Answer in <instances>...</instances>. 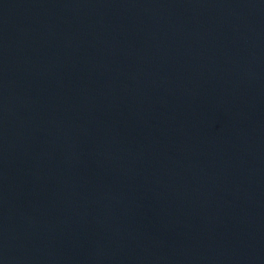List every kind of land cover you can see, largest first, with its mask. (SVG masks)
I'll use <instances>...</instances> for the list:
<instances>
[{"label": "water", "instance_id": "95a60500", "mask_svg": "<svg viewBox=\"0 0 264 264\" xmlns=\"http://www.w3.org/2000/svg\"><path fill=\"white\" fill-rule=\"evenodd\" d=\"M0 264H264V0H0Z\"/></svg>", "mask_w": 264, "mask_h": 264}]
</instances>
